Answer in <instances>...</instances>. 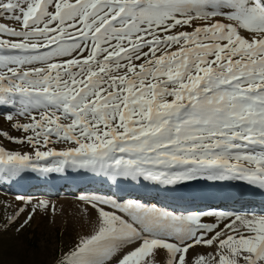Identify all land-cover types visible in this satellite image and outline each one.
Masks as SVG:
<instances>
[{
	"label": "snow or ice",
	"instance_id": "1",
	"mask_svg": "<svg viewBox=\"0 0 264 264\" xmlns=\"http://www.w3.org/2000/svg\"><path fill=\"white\" fill-rule=\"evenodd\" d=\"M0 106L27 134L0 135L31 149L0 146V182L74 168L114 188L236 182L264 197V0H0ZM17 199L31 207L3 231L56 214ZM79 200L91 230L54 264H264V208Z\"/></svg>",
	"mask_w": 264,
	"mask_h": 264
},
{
	"label": "rangeland",
	"instance_id": "2",
	"mask_svg": "<svg viewBox=\"0 0 264 264\" xmlns=\"http://www.w3.org/2000/svg\"><path fill=\"white\" fill-rule=\"evenodd\" d=\"M12 111L7 106H0V133L7 132L13 137L22 138L27 134L13 128L15 121L9 122L5 119L6 114ZM20 122L27 123L29 121L21 118ZM0 146L7 150L31 151L28 146L11 143L2 135H0ZM49 147L66 148L69 145L53 143ZM67 179H76L87 183L83 186L79 184L66 185L59 188L58 186L53 188L45 187L54 185L58 180L65 182ZM100 179L87 171L67 168L62 173H46L43 175L29 171L15 181L0 182V248H2L0 264H54L61 249L67 251L78 240L80 235H86L91 230L88 220L81 216V210L85 205L79 200L80 196L95 194L112 196L117 199H140L145 203H157L159 206L174 212H199L198 210L201 208L202 211L242 212L253 208L259 211L261 205H264V197L259 196V199L249 200L235 196L236 198L226 199L221 205L214 203V198H210V203H207V205L202 204L199 207L196 204L185 205V211H183L184 209H181L183 202L179 203L180 201L177 202V200L169 202L166 201L165 197L174 196V194L182 190H192L196 193L213 197L218 194L223 195L226 192H247L249 191L248 186L236 182L212 184L202 181L194 185L182 186L179 190H163L148 182H144L142 185H133L129 182L121 183L126 188L143 187L149 191L155 190L157 195L160 196V198H157L156 194L155 196L146 197L143 196L144 193L142 192L133 194L128 193L124 188L118 190L112 187L111 189V185L108 182L106 185L95 182H99ZM23 184L28 186H19ZM17 197L27 198L32 204L45 200L50 206H55L56 214L53 216L52 214H44L42 211H38L29 226L17 233L16 229L28 215L25 212L7 231H3L8 226L9 218L14 213L18 212L21 207H31V205H26L25 201L19 200ZM205 222H214V218H205ZM198 250L201 252L210 251V249L200 246H198ZM189 255H192L191 250Z\"/></svg>",
	"mask_w": 264,
	"mask_h": 264
},
{
	"label": "bare ground",
	"instance_id": "3",
	"mask_svg": "<svg viewBox=\"0 0 264 264\" xmlns=\"http://www.w3.org/2000/svg\"><path fill=\"white\" fill-rule=\"evenodd\" d=\"M90 182H91V180H90ZM94 182V181H93ZM96 183H100V184H103V185H106L107 184V182L105 181V180H103V179H100V181L99 182H97V181H95ZM85 183H87V182H82V181H79V180H76V179H67V181H62V180H58L54 185H50V186H45V187H50V188H53V187H57L58 186V188L59 187H62V186H66V185H79L80 184V186H83ZM20 187H27L28 185L27 184H23V185H19ZM121 188H124V189H126L127 190V192L128 193H133V194H135V193H138V192H142V193H144L143 194V196H146V197H148V196H155V194L157 195V193L155 192V190H151V191H149V190H146V189H144L143 187H136V188H126V187H124V185H120L119 186V188H117L118 190H121ZM55 189V188H54ZM111 189H112V186H111ZM126 190H124V191H126ZM143 190H144V192H143ZM148 194H147V193ZM118 193V192H117ZM142 193H140V194H142ZM240 193H242V192H240ZM238 193H233V192H226L225 194H223V195H221V194H218V195H215V196H213V197H211V195H206V194H201V193H196V192H194V191H192V190H189V191H186V190H182V191H179V192H177L176 194H174V196H166L165 198L167 199L166 201H169V202H172V201H174V200H177V202L178 201H180L179 203H181V202H183V204H182V206H181V209H184L185 208V205H194V204H196V206L197 207H199L200 205H204V204H206L207 205V203H210L209 201H210V198H214L213 199V201H214V203H217V204H219V205H221L222 203H223V201H226V199H229V198H241V197H239L238 195H237ZM232 195V196H231ZM233 195H234V197H233ZM236 196V197H235ZM157 198H160V196L159 195H157ZM164 198V199H165ZM259 199V196H254V197H252V198H250V199H252V200H256V199ZM249 199V200H250ZM175 202V201H174ZM66 203V202H65ZM178 203V204H179ZM193 208H194V206H193ZM192 208V209H193ZM260 208H264V205H261V207ZM183 211H185V209L183 210ZM199 212H202V208L200 209V210H198Z\"/></svg>",
	"mask_w": 264,
	"mask_h": 264
}]
</instances>
